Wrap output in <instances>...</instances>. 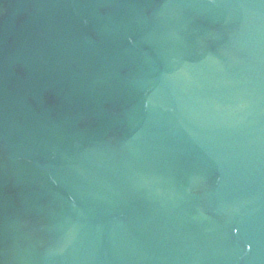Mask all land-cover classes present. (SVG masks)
I'll return each instance as SVG.
<instances>
[{
    "label": "water",
    "instance_id": "water-1",
    "mask_svg": "<svg viewBox=\"0 0 264 264\" xmlns=\"http://www.w3.org/2000/svg\"><path fill=\"white\" fill-rule=\"evenodd\" d=\"M0 264H264V0H0Z\"/></svg>",
    "mask_w": 264,
    "mask_h": 264
},
{
    "label": "clouds",
    "instance_id": "clouds-1",
    "mask_svg": "<svg viewBox=\"0 0 264 264\" xmlns=\"http://www.w3.org/2000/svg\"><path fill=\"white\" fill-rule=\"evenodd\" d=\"M250 247V246H249Z\"/></svg>",
    "mask_w": 264,
    "mask_h": 264
}]
</instances>
